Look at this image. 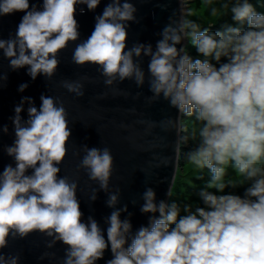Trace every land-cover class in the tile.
Wrapping results in <instances>:
<instances>
[{
	"label": "clouds",
	"instance_id": "9594fccd",
	"mask_svg": "<svg viewBox=\"0 0 264 264\" xmlns=\"http://www.w3.org/2000/svg\"><path fill=\"white\" fill-rule=\"evenodd\" d=\"M176 2L178 8L158 33L155 47L141 42L128 47V22L136 21L137 11L130 0H109L83 40L77 5L94 11L101 0H42L31 5L30 0H0V16L23 13L15 33L0 38V55L12 70L26 67L32 80L38 75L51 79L60 64L59 53L70 42L79 41L72 62L96 65L108 86L127 79L142 87L146 73L141 58L147 57L148 102L162 99L176 110L175 117L158 122L161 130L178 137L175 162L181 146L187 145L185 164L200 179L205 170L207 175L193 202L170 199V189L169 199H157L154 188L146 186L139 211L150 215L134 228L127 205L116 207L120 189L108 190L110 149L85 144L77 167L98 184L89 200L95 201L103 190L112 209L101 227L92 215L85 218L77 182L58 175L71 136L63 103L41 94L37 108L32 97H21L10 117L14 140L4 146L14 163L0 170V250L8 247L10 238L39 232L51 238L48 248L57 242L66 246L62 264H264V11L252 0ZM6 79L0 75V85ZM61 83L68 92L84 95L80 80ZM27 87L21 83L18 91ZM25 102L27 119L21 116ZM182 117L190 118V129ZM0 131L7 133L8 126ZM170 163L173 157L165 155L153 167ZM123 212L127 216L122 219ZM19 260V254L0 251V264Z\"/></svg>",
	"mask_w": 264,
	"mask_h": 264
},
{
	"label": "water",
	"instance_id": "95a60500",
	"mask_svg": "<svg viewBox=\"0 0 264 264\" xmlns=\"http://www.w3.org/2000/svg\"><path fill=\"white\" fill-rule=\"evenodd\" d=\"M39 4L42 0H30ZM109 0H101L94 11L87 10L86 5H77L76 20L79 24L80 40L86 39L94 29V17L101 14ZM137 11L134 14L136 21H129L127 28V46L134 42L152 43L155 47L160 38L158 33L168 22L173 10L178 8L176 0H130ZM85 8L83 14L79 12ZM22 12L0 16V38L7 39L14 34L22 17ZM70 42L68 47L59 53L60 64L51 79L38 75L32 80L26 73V67L17 70L9 68V61L0 55V75L6 74L7 79L0 85V128L8 126V132L0 131V170L12 158L4 152V146L11 145L14 140L13 125L10 117L14 115V106L21 97H32L37 108L41 103V94L59 98L63 103L69 120L71 136L67 145L68 152L60 165V176H67L78 184L77 197L85 218L92 215L104 227V217L112 211L105 201L107 193L103 190L97 192L95 201H90L92 189L98 188L95 181L88 178L87 172L77 165L84 155L83 145L88 147H108L113 156V172L109 180V191L120 189L119 203L116 207L127 205V211L133 227L136 228L147 222V216L139 211L143 201L141 194L146 186L153 187L157 199H169L168 190H172L177 174L180 158L174 160V148L178 139L174 131L164 132L158 122L168 116L175 117L176 110L168 106L166 101L158 100L149 103L147 97L151 95L147 84L148 58H141V67L146 73L145 84L138 88L131 80L114 82L108 86L104 84V77L93 64L75 65L72 60V51L75 43ZM87 77V79H82ZM64 80H80L83 84V96H76L62 86ZM21 83L28 87L18 91ZM27 102L21 116L27 119ZM157 122L151 128L149 122ZM155 145V146H153ZM172 156L173 163L167 167L155 168L153 165L159 157ZM176 163V164H175ZM137 203L134 205L132 201ZM127 212L121 213L123 219ZM50 237L42 233L33 232L27 237L9 239L8 247L2 249L5 253L19 254V264H62L65 245L57 242L48 248ZM44 253L52 255L44 256ZM105 253V259L109 258ZM43 258L41 259V257ZM98 264H104L103 260Z\"/></svg>",
	"mask_w": 264,
	"mask_h": 264
},
{
	"label": "rangeland",
	"instance_id": "374dc122",
	"mask_svg": "<svg viewBox=\"0 0 264 264\" xmlns=\"http://www.w3.org/2000/svg\"><path fill=\"white\" fill-rule=\"evenodd\" d=\"M188 50H189L190 54L195 55V53L193 51L194 49H192L191 46H189ZM189 119L190 118H186V117H182L181 118L182 123L186 127H188L190 129L191 125L189 124ZM182 134L183 133H181V135ZM189 142H191V141H189ZM183 146L188 147L187 145H182L181 146V153H182V147ZM180 157L181 158H180V162H179V165H178L177 174H176V177H175V180H174V183H173V187H172V190H171L172 196L170 197V199H176L177 201L186 200L188 202H193L194 200H197L196 197H194L193 193L187 194L183 190L182 193L178 196L177 191H178V189L180 187L181 181L183 180V177L185 176V178H184L186 180L185 183L188 186H192V187H195V188L199 189V187L202 186L203 181L207 179L206 170H205V175H204L203 179H200L199 175L196 172L190 170L189 166L185 164L184 159H183L181 154H180ZM181 159H182V161H181ZM183 166H184L185 170H183ZM183 187L185 188L186 186H183Z\"/></svg>",
	"mask_w": 264,
	"mask_h": 264
},
{
	"label": "trees",
	"instance_id": "16d2710c",
	"mask_svg": "<svg viewBox=\"0 0 264 264\" xmlns=\"http://www.w3.org/2000/svg\"><path fill=\"white\" fill-rule=\"evenodd\" d=\"M252 2H253L255 5H257L258 10H260V11H264V0H252ZM216 27L219 28L220 25L217 24ZM193 51H194V53H195V50H193ZM184 134H185V133H183L182 135H184ZM184 148H186V147H185V146L182 147V153H181L182 157H183ZM181 161H182V159H181ZM184 166H185V165H184ZM184 166H183V170H185ZM184 178H185V176L183 177V180L181 181L180 187H179V189H178V191H177L178 196H179V195L182 193V191L184 190L187 194H191V193H193V194H194V197H196V193H197L198 189L195 188V187H192V186H188V185L185 183L186 180H185ZM179 183H180V182H179ZM178 186H179V185H178ZM183 186H186V187L184 188ZM177 188H178V187H177ZM237 192H238V194H242V193H243V189H242V188H241V189H238ZM196 199H197V197H196Z\"/></svg>",
	"mask_w": 264,
	"mask_h": 264
}]
</instances>
